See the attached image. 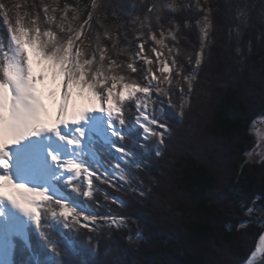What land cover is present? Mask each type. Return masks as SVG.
I'll list each match as a JSON object with an SVG mask.
<instances>
[{"label":"snow or ice","instance_id":"snow-or-ice-1","mask_svg":"<svg viewBox=\"0 0 264 264\" xmlns=\"http://www.w3.org/2000/svg\"><path fill=\"white\" fill-rule=\"evenodd\" d=\"M27 7L34 11L25 10L26 4L19 0L11 5L0 2V23L7 33V45L0 38V224L11 223L4 211L11 206L45 239L43 229L49 226L50 218L71 232L87 230L91 242L102 229L111 232L125 228L128 218L110 209L106 214L78 211L54 198L46 188L18 182L13 168L30 169L35 161L26 156L17 163L10 149L29 138L55 136L79 155L90 139L93 148L95 142H103L100 133L89 132L93 114H99L110 151L116 154L110 163L89 167L76 158L61 160L51 150L47 155L62 173L68 174L64 182L81 199L91 200L97 210L105 203L121 206V201L99 185L117 191L128 185L139 191L132 184L128 168L140 169L141 165L135 153L123 146L129 139V116L132 130L139 129L140 138L135 143L146 148L154 142L159 157L171 134L164 112L176 107L174 97L183 101L192 96L216 43V8L211 0H77L72 4L54 0L51 5L33 0ZM252 7L236 5L240 23L229 29L230 37L234 31L239 41ZM184 12L197 15L195 25L188 19L181 24L177 17ZM193 27L195 43L186 35ZM33 53L43 69L40 74H34ZM48 74L57 90L53 95L58 94L52 126L45 124L47 113L39 88ZM86 95L94 106L76 114L70 112L74 99ZM179 107L182 116L184 104ZM241 154L245 159L239 162L238 175L243 174L245 165L259 163L264 168V140L255 138L253 147ZM241 206L249 219L241 221L237 230L257 224L264 243V196H253L251 202ZM257 216L259 220L254 219ZM126 239L131 241L133 237ZM52 251L59 255L55 247ZM257 251L264 255L261 247L250 254L246 264H256Z\"/></svg>","mask_w":264,"mask_h":264},{"label":"trees","instance_id":"trees-1","mask_svg":"<svg viewBox=\"0 0 264 264\" xmlns=\"http://www.w3.org/2000/svg\"><path fill=\"white\" fill-rule=\"evenodd\" d=\"M40 1L35 0L36 3ZM0 2L11 5L17 0ZM19 2L27 7L33 0ZM76 2L68 0L70 4ZM211 2L216 8L217 30L213 33L216 43L199 73L200 79L195 83L192 96L183 101L174 97L176 107L165 110L164 118L171 134L159 157L155 155L157 145L154 142L148 143L146 148L135 143L140 138L139 129L132 130L134 126L129 116V139L123 146L135 153V160L141 165L140 169L128 168L133 177L132 184L139 191L128 185L119 191L99 185L122 205L105 203L97 210L91 200L81 199L64 181L55 183L63 199L78 211L106 214L110 209L127 217V226L120 231L102 229L89 242L91 234L87 230L71 232L50 218L49 226L43 229L47 239L30 224V246L18 235H12L15 245L13 264H246L259 245L261 229L257 224H249L237 230V225L249 219L244 215L242 203L251 202L253 196H264V168L256 163L245 165L242 175H238V170L239 162L245 159L241 153L254 145L252 125L264 117V0ZM237 4L253 5L239 41L234 31L229 36V29L240 23L236 19ZM177 19L181 24L188 19L195 25L197 15L184 12ZM186 35L195 43L194 27ZM0 38L7 45V33L2 23ZM33 59L36 61L34 53ZM74 100L94 106V101L87 95ZM181 103L184 104L182 116ZM192 113H199L198 118L194 117L198 126H202L201 121L207 116L205 132L228 150L231 168L225 176H220L214 169L210 154L199 156L191 148L181 147L179 137H184L187 132L181 136L179 133L182 128L185 130L184 127L189 132L188 124L192 123L188 119ZM195 128L191 127L192 130ZM92 144L90 139L87 147L95 156L85 155L87 166L99 164L103 167L104 162L110 163L116 158L109 143L95 142V148ZM180 148L184 150L180 152ZM97 198L102 201V194L98 193ZM129 235L133 237L131 241L126 239ZM53 247L59 255L52 251Z\"/></svg>","mask_w":264,"mask_h":264},{"label":"rangeland","instance_id":"rangeland-1","mask_svg":"<svg viewBox=\"0 0 264 264\" xmlns=\"http://www.w3.org/2000/svg\"><path fill=\"white\" fill-rule=\"evenodd\" d=\"M42 2L51 5V4H53L54 0H42ZM26 8L29 9L28 11H32L31 8H28V7H26ZM33 65H34V74H40L42 72V70L38 67V65L34 59H33ZM39 88H40V94L42 96V101L45 104V109H47L48 107L51 109L50 112L48 113L49 116L51 117V119L48 116H46L45 124H46V126L50 125V124L53 125L55 123V114H53L52 109L53 108L56 109V106L58 104V94L53 95V93H56L57 90H56L55 84L51 78V75L48 76V79L46 80V82L43 85H39ZM71 107L73 109H76L78 112H81V111H84L87 108H90L92 106L82 104L81 102L77 103L74 100ZM198 114L199 113H196V114L192 113L191 116H189L188 121H191V123H192V124H188L190 126L189 132H188L187 127H184V129H185L184 131H183V128L181 129V131L179 133L180 136L182 134L184 135L185 134L184 132H187V135H185L184 137L182 136V138L179 137L181 139L180 145L184 149L191 148L199 156H201V155L202 156H204V155L209 156V154H210L213 157L211 162L214 165V169L219 173L220 176H225L227 174V172L229 171V168H231V166H230L231 156H230L228 150L223 148L218 143H215L214 140L212 139V137L209 136L205 132L208 128L207 116L203 121H201L202 126L201 125L198 126V121L196 119H194L195 116H197V118H198ZM208 115H209V113H208ZM93 117L94 118L96 117L95 128L94 127L91 128L89 130V132L91 133L92 130H95L98 133H100V131H101L103 133V134H101V136L103 137L104 143H109V139L103 130V120L100 118L99 114H93ZM93 120L94 119H92V121ZM191 127L192 128L196 127V128L192 130ZM252 134H253L254 140L257 137L260 138L261 140H264V117H260L254 121V123L252 125ZM53 137H55V136H47V137L42 136L41 140L42 139L45 140L44 145H46L48 143L49 146L51 147V144H52L54 146V148H56L60 151L62 156L66 157V158H76L82 164L87 166V163L84 160V157H85V155L92 156V154L90 153V150L87 147V142L83 145V148L81 150V154H79V155L75 154L74 155V153L71 152V150L68 147H59V144L55 145L54 141H52V140H54ZM49 142H51V143H49ZM48 148L49 147H45V149H48ZM181 149L182 148H180V152L184 150V149H182V150ZM50 150H51V148H50ZM46 160L51 162L50 158L49 159L43 158V157L38 158V163L40 164V166L37 169L36 173H34L32 175V177H30L28 185H29V183H32L37 188H41V189L46 188V189H48L49 194L52 195L54 198H60L61 193L59 192L57 186H55V183H57L58 181H65L68 174L67 173L62 174V173H58V172L46 173L45 172L47 170L46 164H45ZM30 224L31 223L29 221H27L25 218L20 219V220L19 219H16V220L11 219V223L6 224V225L2 224V228H3L2 235L3 236H1L0 242H1V246L3 248L4 255L0 254V264H13L12 255H13V250L15 247V245L13 244V238H12L13 234L18 235L22 239V241L26 242V244L28 246H30V241H29V225ZM261 247H264V243H262V241L260 240L259 245L256 248V250H258ZM259 255H261V253L257 251V256H259Z\"/></svg>","mask_w":264,"mask_h":264},{"label":"bare ground","instance_id":"bare-ground-1","mask_svg":"<svg viewBox=\"0 0 264 264\" xmlns=\"http://www.w3.org/2000/svg\"><path fill=\"white\" fill-rule=\"evenodd\" d=\"M50 110L51 109L49 107L47 109H45V111L47 113V116L51 119V117L48 114L50 112ZM52 112H53V114H56V109L53 108L52 109ZM70 112H72L73 114L79 113L76 109H73L72 107L70 108ZM93 119L94 120L92 121V128L93 127L95 128L96 117L93 118ZM45 122H46V117H45ZM47 126H52V124L47 125ZM101 134H103V133L100 131V135ZM41 137L29 138L27 141L22 142V144L19 147H13L12 149H10V151L13 153V159H14V161L17 162V163H19L20 161H22L26 156H30L35 161L34 167H32L30 169H23V168H21V169L17 170V168H15V167L13 168L14 178H16L18 182H24V183H27L28 184L30 177H32V175L34 173H36L37 169L40 166V164L38 163V158L39 157H43V158L49 159V157L47 155V152L50 150V148H51V151H53V153L59 155V157L61 158V160L67 159L66 157L62 156L61 153H60V151L58 149L54 148V146L52 144H51V147L49 146L48 143L46 145H44L45 140L44 139L41 140ZM53 139L54 140H52V141H54L55 145L56 144H59V147H68L67 145L62 144L56 137H53ZM49 143H51V142H49ZM45 147H49V148L48 149H45ZM71 152H73V151L71 150ZM45 164H46V168H47V170L45 171L46 173H52V172L62 173L57 168V166L54 165L52 162H49V161L46 160ZM29 186L35 187L32 183H29ZM4 211H5L6 215L8 217H10L11 219H15V220L16 219H19L20 220V219H23L24 218L16 210H13L11 208V206H7L4 209ZM2 232H3V228H2V224H0V238H1V236H3L2 235ZM0 254L1 255H4L3 248L1 246V242H0ZM261 255L256 256V259L258 257H260Z\"/></svg>","mask_w":264,"mask_h":264},{"label":"water","instance_id":"water-1","mask_svg":"<svg viewBox=\"0 0 264 264\" xmlns=\"http://www.w3.org/2000/svg\"><path fill=\"white\" fill-rule=\"evenodd\" d=\"M256 264H264V255H261L256 259Z\"/></svg>","mask_w":264,"mask_h":264}]
</instances>
